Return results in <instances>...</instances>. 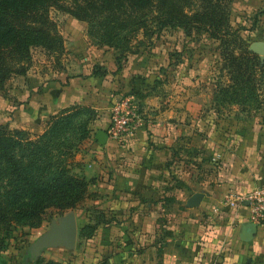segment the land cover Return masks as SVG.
Listing matches in <instances>:
<instances>
[{
  "label": "crops",
  "instance_id": "crops-1",
  "mask_svg": "<svg viewBox=\"0 0 264 264\" xmlns=\"http://www.w3.org/2000/svg\"><path fill=\"white\" fill-rule=\"evenodd\" d=\"M189 83L180 79L166 106L147 98L139 128L121 142L102 145L96 134L110 119L98 122L89 141L101 160L84 172L93 179L92 210L81 225L97 223L96 230L72 252L49 248L50 255L64 264H264V222L243 240L249 208L225 202L264 185V127L257 118L204 110ZM39 95L25 104L30 112ZM196 192L204 197L192 207Z\"/></svg>",
  "mask_w": 264,
  "mask_h": 264
},
{
  "label": "rangeland",
  "instance_id": "rangeland-1",
  "mask_svg": "<svg viewBox=\"0 0 264 264\" xmlns=\"http://www.w3.org/2000/svg\"><path fill=\"white\" fill-rule=\"evenodd\" d=\"M228 10L230 24L249 45V50L252 42L264 41V0H233ZM52 15L64 37L65 51L47 55L42 48L34 49L33 65L28 73L12 76L5 89L0 90V123L37 136L45 131L53 116L65 108L83 107L73 121L77 126L76 132L87 131V136L78 141L74 149V173L85 175L87 171L90 174L91 165L101 160L99 146L89 139L98 128L99 121L103 124L105 118L110 119L116 102L131 97L143 119L145 100L159 96L163 98L162 106L170 104L165 102L180 88V79H188L191 94L204 99V104L201 103L204 110L214 109L220 115L235 113L257 118L264 127V79L257 90L258 101L246 93V97H232L233 102L225 101L215 109L216 85L227 83L229 79L220 42L208 33L197 30L186 33L182 28H166L155 34L151 41L145 40L138 52L124 56L118 49L100 44L99 38L90 32L88 22L55 9ZM139 38H144L142 32L138 34ZM136 42L133 40L134 44ZM119 58L121 68L118 67ZM94 68L108 72L104 76H94ZM258 75L264 78V72ZM45 91L51 97L43 95ZM37 94H40L39 99L35 98V108L30 112L25 104H30ZM39 114L41 117L33 118ZM90 201V196H87L75 209L60 211L50 208L38 227L14 222L5 248L0 250V264H44L46 261L64 264L57 259L58 256L54 258L50 255L48 249L62 248L60 252H72L77 247L81 238L82 215L92 210ZM69 214L80 215L76 246L39 247L38 239Z\"/></svg>",
  "mask_w": 264,
  "mask_h": 264
},
{
  "label": "trees",
  "instance_id": "trees-1",
  "mask_svg": "<svg viewBox=\"0 0 264 264\" xmlns=\"http://www.w3.org/2000/svg\"><path fill=\"white\" fill-rule=\"evenodd\" d=\"M232 1L0 0V90L12 76L28 73L34 49L42 48L47 55L65 51L64 37L52 15L55 9L88 22L100 44L114 47L124 56L138 52L145 40L151 41L166 28L206 32L220 42L229 79L216 85L215 109L225 101L233 102L232 97H246V93L258 101L257 90L264 79L258 74L264 72V59L249 50L230 24L228 5ZM140 32L143 39H138ZM117 61L121 68V58ZM107 72L94 68L92 74L104 76ZM83 109L65 108L37 136L0 123V250L5 248L14 222L38 227L48 209H75L91 196L93 179L74 173L72 165L77 142L87 136L85 129L76 132L73 123ZM99 217L105 220L104 215ZM96 227L97 223L87 224L80 237H92Z\"/></svg>",
  "mask_w": 264,
  "mask_h": 264
},
{
  "label": "built area",
  "instance_id": "built-area-1",
  "mask_svg": "<svg viewBox=\"0 0 264 264\" xmlns=\"http://www.w3.org/2000/svg\"><path fill=\"white\" fill-rule=\"evenodd\" d=\"M140 122L141 116L134 100L131 97L121 99L111 109L106 129L109 139L121 142L137 131ZM225 202L231 206L246 204L250 212V221L257 225L264 222V185H257L245 194L228 195Z\"/></svg>",
  "mask_w": 264,
  "mask_h": 264
},
{
  "label": "water",
  "instance_id": "water-1",
  "mask_svg": "<svg viewBox=\"0 0 264 264\" xmlns=\"http://www.w3.org/2000/svg\"><path fill=\"white\" fill-rule=\"evenodd\" d=\"M250 50L259 54L264 59V41H254L250 45ZM109 135L106 130H98L96 139L102 144H106ZM204 197V193H194L188 203L192 207H198ZM258 229V225L253 222L246 223L242 228L241 238L249 240L254 237ZM78 237V221L76 216L69 214L61 220L58 225H54L52 230L46 233L41 239H38L37 245L39 247H52V246H66L67 248H74Z\"/></svg>",
  "mask_w": 264,
  "mask_h": 264
}]
</instances>
